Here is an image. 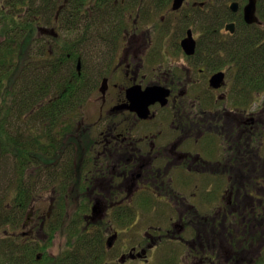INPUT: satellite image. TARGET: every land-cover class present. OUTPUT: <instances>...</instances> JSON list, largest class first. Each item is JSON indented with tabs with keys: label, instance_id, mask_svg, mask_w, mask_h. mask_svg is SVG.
Masks as SVG:
<instances>
[{
	"label": "flooded vegetation",
	"instance_id": "af4514ba",
	"mask_svg": "<svg viewBox=\"0 0 264 264\" xmlns=\"http://www.w3.org/2000/svg\"><path fill=\"white\" fill-rule=\"evenodd\" d=\"M248 5L84 0L83 239L100 229L116 256L115 226L138 236V207L166 222L117 264H179V247L187 264H264V234L248 233L264 231V0L254 22ZM53 203L42 216L32 203L22 236L37 239Z\"/></svg>",
	"mask_w": 264,
	"mask_h": 264
},
{
	"label": "trees",
	"instance_id": "16d2710c",
	"mask_svg": "<svg viewBox=\"0 0 264 264\" xmlns=\"http://www.w3.org/2000/svg\"><path fill=\"white\" fill-rule=\"evenodd\" d=\"M49 26L80 33L65 39L59 32L42 31ZM83 69L84 0H0V264L105 263L102 231L83 239L81 217L87 211L81 193L71 191L78 178L73 177L78 174L76 159L84 155L83 133L74 131L84 106ZM61 156L68 161L60 162ZM44 173L57 192L51 198L52 217L45 223L49 238L63 227L72 240L55 257L49 256L44 241L15 234L40 199L34 180ZM74 198L78 204L69 219L68 202Z\"/></svg>",
	"mask_w": 264,
	"mask_h": 264
},
{
	"label": "rangeland",
	"instance_id": "374dc122",
	"mask_svg": "<svg viewBox=\"0 0 264 264\" xmlns=\"http://www.w3.org/2000/svg\"><path fill=\"white\" fill-rule=\"evenodd\" d=\"M53 25H55V24H53ZM53 27L54 26H49V27L45 28V29H48V30H46L45 33L52 35L53 33L55 34V32H59L61 34V37L65 38V39L66 38H69V39L72 38L73 39V38L77 37L80 33V32L79 33H76V32L69 33L66 30H62V28L57 29L56 27L55 28H53ZM78 73H79V71H78ZM80 73H81V70H80ZM89 107L91 109L96 108L97 107L96 102L94 100L91 101L89 103ZM79 114H80L79 122L77 121V124H76L77 130H74V131L75 132L77 131L80 133L82 131H80L81 128H78L79 127L78 124L79 123L81 124L84 121V106L81 108V112ZM82 149L84 151V144H83ZM4 156L7 158L5 160L8 162H9V160L10 161L13 160L12 159L13 157L11 155H4ZM1 159H3V158H1ZM77 163H78V165H77L78 174L75 175V173H74L73 177L74 178L78 177V178H77L76 184H74L73 187H71L72 188L71 191L79 192V194L81 193L83 198L81 199L80 203L82 204L81 206L84 208V194L82 192V190H83L82 181L84 179V155L80 159L79 158L77 159ZM59 166H60V164H59ZM29 170H31V168ZM45 173H47V170ZM45 173H44V175H41L39 177V179H37V180L33 179L34 184L37 185V189L39 192L38 197L40 198L39 201L34 202L35 203L34 206H35L36 211H38L41 216L48 212L49 207L51 205V198L55 197V194L57 193V192H55L56 185L49 182V177H47V175H45ZM74 196L78 197V193H76ZM77 204H78V200H76V198H74L72 201L68 202V218L69 219H70L69 215H72L75 212ZM138 211H139V213L136 212V214H138V216L135 217L137 219V224H136V227L133 228V229L136 228V232H137L138 236L133 234L134 231H128L129 229L126 228L125 225H122L123 227L116 225L115 228L121 232V237L116 244V249L114 252V254H116V256H113L112 254H106L105 263H108L109 261L110 262L113 261L111 263L117 264V262H118L117 255H121L123 253V248H121V247L125 243L128 245L129 248L132 246H135V244H137V242H139L143 239L142 236L145 235V233L147 231L151 230L150 226L158 225V222L159 223L161 222L162 225L166 224V222L163 219L161 220V216L159 214V213H161L162 210H156L155 211L151 208V210L147 212L143 208L138 207ZM68 225L69 224H66V226H68ZM45 229H46V227L44 228V230H40V223H35V226H34V230H35L34 233L35 234H34V236L37 237V239L36 240L33 239L32 242L41 244L44 241V244L46 243V245H47V253L49 254L50 257H55L57 255H60L65 250L69 249V247H70L69 242L72 241L71 240V234L69 232H67V230L65 228L63 229V227H62V229H60L56 233L50 234V236H52L51 239L49 238V230L48 229L45 230ZM155 229L157 230L159 228H155ZM155 229H153V230H155ZM242 229L244 230V228H242ZM262 230L263 229L257 228L253 232L252 229L250 228L248 231H251V232H248V233L253 234V236L258 235L260 237L261 235L264 234V231H262ZM28 231H29V229L23 230L22 228H20V229L16 230L15 234L18 233L21 235L22 232H28ZM140 235H142V236H140ZM160 246L161 247L159 250H154L152 252L154 254L158 253L157 251L161 252V250L163 248H165L164 247L165 244L164 245L161 244ZM179 248H180L179 252H180V250H182L180 252L179 264H187L188 261H187V259H185V257H186L185 253L187 250H186V248L184 249L183 247H179ZM257 249H258V247L255 245V247L252 249V251H253L252 256H254L255 251H258ZM164 250H166V248ZM248 250H251V249H248ZM152 252L150 253L151 261L153 260ZM161 259L162 258H159L158 260L154 259V262L155 263L158 262V264H159L161 262ZM162 260H164V259H162ZM197 260H199V259H197ZM172 261H174V260L172 259ZM190 263L192 264V261ZM133 264H135V263H133ZM172 264H174V262H172Z\"/></svg>",
	"mask_w": 264,
	"mask_h": 264
},
{
	"label": "water",
	"instance_id": "95a60500",
	"mask_svg": "<svg viewBox=\"0 0 264 264\" xmlns=\"http://www.w3.org/2000/svg\"><path fill=\"white\" fill-rule=\"evenodd\" d=\"M179 2L181 1H178V5H179ZM255 12H256V0H249V5L246 8V19L248 22H254L256 20ZM80 66H81V62L79 61L78 63L79 73H80ZM139 101L136 104L137 110L143 111L147 107V105H145V102H139Z\"/></svg>",
	"mask_w": 264,
	"mask_h": 264
}]
</instances>
